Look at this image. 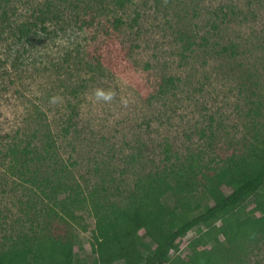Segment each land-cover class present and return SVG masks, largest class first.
Masks as SVG:
<instances>
[{"label": "rangeland", "instance_id": "obj_1", "mask_svg": "<svg viewBox=\"0 0 264 264\" xmlns=\"http://www.w3.org/2000/svg\"><path fill=\"white\" fill-rule=\"evenodd\" d=\"M42 2L0 0V16L5 14L4 21L0 19V56H19L18 65L8 62L0 68V145L25 139L24 133L40 128L36 111L41 109L60 162L89 189L104 178L113 198L115 185L125 189L131 183L138 164L126 159L137 146L142 161L165 139L175 141L182 152H202L206 159L211 156L210 140L200 135L199 127L207 125L209 115L221 126L216 141L252 139V123L264 125V0H131L121 10L109 1L104 13L125 23L100 46L79 28L83 10L77 14L71 5L60 4L62 14L45 15L46 32L35 27L26 51H19L22 43L9 47L10 25L33 21ZM220 7L227 16H216ZM136 15L139 24L133 28ZM212 24L218 25L216 30ZM188 37L192 44L184 49ZM231 43L237 45L234 54L223 53L222 45ZM92 56L101 63L90 61ZM168 76L175 82L162 92V79ZM97 90L111 92L112 99H98ZM72 106L78 124L63 135ZM39 137L43 139L42 133L35 142L41 145ZM6 164L0 157V248L18 233L45 223L31 206L41 198L9 175ZM223 190L230 191L226 186ZM41 204L38 201L37 207ZM245 205L251 206L249 201ZM56 209L77 237L75 257L90 263L94 218L89 204ZM194 235L190 231L184 241ZM249 247L246 263L264 264V236ZM187 252L183 246L182 255Z\"/></svg>", "mask_w": 264, "mask_h": 264}, {"label": "trees", "instance_id": "obj_2", "mask_svg": "<svg viewBox=\"0 0 264 264\" xmlns=\"http://www.w3.org/2000/svg\"><path fill=\"white\" fill-rule=\"evenodd\" d=\"M109 1L121 10L131 0H43L33 12V21L10 25L13 42L9 47L22 43L19 51H26L24 45L35 27L39 25L46 32L45 15L62 14L60 4L71 5L77 14L83 10L79 28L90 33L91 43L100 46L125 23L122 18L104 13V4ZM219 13L227 16L222 7L216 16ZM0 19L4 21L5 14ZM138 24L136 15L132 27ZM217 27L212 24L213 30ZM188 39L184 49L191 47L192 40ZM236 47L235 43L222 45L221 51L234 54ZM18 59L9 53L0 56V68L8 62L18 65ZM90 61L101 63L98 56ZM162 82L163 92L175 79L168 76ZM259 107L257 104L254 109ZM72 109L64 120L63 135L78 124L76 107ZM36 113L40 128L24 133L25 139L16 137L0 145V157L2 163H7L9 175L37 192L41 199H35L31 206L35 217H42L45 223L31 232L18 233L15 240L0 248V264H247L250 244H258L264 236V125L259 120L252 123V139L243 136L216 141L215 132L221 126H215L214 115H209L207 125L199 127L200 135L210 140L211 156L206 159L202 152H182L175 141L165 139L142 161L143 151L137 146L126 159L133 166L138 164L131 183L125 189L115 185L116 194L111 198L110 185L104 184V178L100 185L89 189L70 174L68 164L58 158L50 125L43 120L44 112L38 109ZM38 133H42L43 139L38 138L41 145L35 142ZM224 186L230 189L228 193ZM61 193L67 198H58ZM248 201L250 208L245 205ZM86 203L94 218L90 263L75 257L77 237L56 209V205L80 208ZM192 230L195 235L185 242ZM183 246L188 251L186 256L181 253Z\"/></svg>", "mask_w": 264, "mask_h": 264}, {"label": "clouds", "instance_id": "obj_3", "mask_svg": "<svg viewBox=\"0 0 264 264\" xmlns=\"http://www.w3.org/2000/svg\"><path fill=\"white\" fill-rule=\"evenodd\" d=\"M95 95L98 99H102L104 101H108V100L112 99V93L111 92H105L103 90H97Z\"/></svg>", "mask_w": 264, "mask_h": 264}]
</instances>
